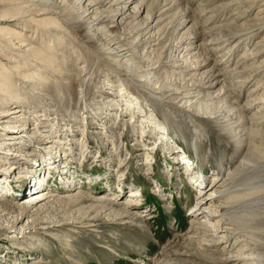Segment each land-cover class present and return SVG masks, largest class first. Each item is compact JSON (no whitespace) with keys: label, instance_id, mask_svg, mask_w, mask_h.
<instances>
[{"label":"rangeland","instance_id":"rangeland-1","mask_svg":"<svg viewBox=\"0 0 264 264\" xmlns=\"http://www.w3.org/2000/svg\"><path fill=\"white\" fill-rule=\"evenodd\" d=\"M114 1L94 13L108 23L92 26L82 22L91 0H0L4 27L13 30L0 31V66L13 70L0 68V84L17 91L10 99L0 89V171L19 167L20 182L12 178L0 194V264H210L215 251L222 261L224 246L196 243L212 240L190 225L201 186L171 144L202 156L206 183L251 158L222 188L229 202L219 204L235 232L229 244L240 239L257 253L264 248V0H138L137 15L120 18ZM11 141L22 143L18 166L1 152ZM36 175L57 198L31 210L46 189L25 194ZM139 188L142 198L129 199Z\"/></svg>","mask_w":264,"mask_h":264},{"label":"bare ground","instance_id":"bare-ground-1","mask_svg":"<svg viewBox=\"0 0 264 264\" xmlns=\"http://www.w3.org/2000/svg\"><path fill=\"white\" fill-rule=\"evenodd\" d=\"M86 1L87 0H77L79 5H82V4L84 5L86 3ZM106 1L111 2L112 0H101V1H98V2H92V0H91V2H88V5H87V7L84 8L85 11L83 12V15H84L83 18L85 19V21H82V20L81 21L83 23H85L86 25H91L92 24V26H98L99 24H103V23L107 24L108 22H107L106 19H103L102 21H100V19H98L97 16H94V13H96L98 7L100 5H103ZM137 1L138 0H115L114 1L115 4L113 2L112 3L114 5H116V6H118V10H119V15L118 16L120 18V17H124L126 14H127V16L128 15L136 16L137 15V8L134 7L133 5ZM119 6H121V7H119ZM1 8H2V6H0V9ZM45 14H49V13L46 12L43 15H45ZM6 17L7 16H5L4 14H2V12H0V31H11V32H13L12 29H10V28L8 29V28L4 27V25H9L7 23L8 22V20H7L8 18H6ZM31 20H33V19H31ZM42 20H44V19H42ZM109 20H110V18H109ZM115 20H116V17H115ZM235 20L239 21V20H241V18H236ZM35 22H38V21H35ZM16 35L18 36V33H16ZM120 55L122 56V54H120ZM0 58H2V57H0ZM3 60L9 61V59L4 58V57H3ZM2 66H0V68ZM2 68H7L5 70H2L4 72L13 71L12 68L8 69L9 68L8 66H6V67L4 66ZM126 70H127V73L131 77H136L137 76L136 70L133 69L132 67H127ZM37 71H38V69H37ZM0 75L3 76L4 74H1V72H0ZM10 77L11 76H9V78L7 80L8 83L9 82L12 83V81L10 80ZM15 78H17V77L15 76ZM18 79L19 78H17V80ZM25 79H29V78H27V76H26ZM41 81L42 80H40L39 82H41ZM30 82H32V81H30ZM0 83H1V81H0ZM4 83L6 84V82H4ZM4 83H3V85H4ZM40 85H42V84H40ZM7 86L8 87H2L1 84H0L1 91L5 92L7 94V97L10 98V99L16 98V95H17L16 92L17 91L11 90L12 89L11 88L12 87L11 84H7ZM16 89H17V86H16ZM9 91H12V92H9ZM191 97H192V95H191ZM20 113H21V111L19 110V108H16V109L13 110V112H12V114L10 116L12 117V116H15L16 114H20ZM0 116H2V115L0 114ZM4 116L10 117V116H8L6 114ZM132 118H134V116ZM12 119H13V117H12ZM135 124H136V122H135ZM14 132H15V134H17L19 136L22 135V137L24 136V134H21V133H25L24 131L20 132V131H16L15 129H14ZM5 133H7V132L5 131ZM165 134L164 133H160V136L161 135L165 136ZM7 135H8V133L5 134V136H7ZM229 139L233 142L232 138H229ZM40 143H41V141L37 142L36 145H40ZM21 144L22 143H12V141H11L10 143H6V145L8 147H5V149L3 151H1L2 153L10 151L8 153L9 155H7L8 157L5 160L8 161V162L9 161L13 162V164L15 166L19 165V163H17L18 161L16 160V156H17L16 149H18ZM230 144H232V143H230ZM36 145H34V146L38 148V146H36ZM175 145L176 144H171V146H173V147L168 146V147H171V148H169L168 151H170V154L172 152V155L175 156V157L177 155L179 156V160H180L179 161V165L181 163H183V165H187L186 168H187L188 172L193 174V176H192L193 184L197 185V186H201V188H198L199 192L197 193L196 206L191 211L193 217H191V219H190V225L192 224L193 231H195V229H197L196 226L198 225V226H200L199 228H201V230L208 231V232H210L212 234V240L211 241L206 240L205 242H201L200 241V243L199 242H196V243L198 245H200L199 247H204L205 249H209V248H218V249H220L222 246H224L223 250L220 251L221 253L225 254V257L222 259V261L221 260L220 261L216 260L217 251H215V252L211 253V254H213L211 257H213L214 259H209L210 260L209 261L210 264H246V262H247V264H264V248H260L257 253L255 251L254 252L250 251L249 249H245L241 245L242 242H241L240 239H238L234 243V245H230L229 244V243H231V241H230L231 237L234 236L235 232L233 231V229L231 227H229L230 225H228L226 223L225 219H223L222 210L225 209V208H224V206L219 204V203H222V202L225 203V201L229 202V198H224L222 196V188L225 187L226 185L234 182V180H235L234 174L241 175L242 170L245 171L247 169V167L245 165L250 161L251 158H249V156L246 154L242 158L243 159L242 163L239 165L240 166V170H236L234 172H229L228 171L227 173H224L225 175L223 176V178H220V175H217L216 177L214 176V177H212L213 181L209 180L206 183V179L201 174L203 169L198 164V160H199V163H200V159H202V156H200V157L196 156V152H194L193 156L190 157L188 153L183 152L181 150H178V148ZM230 146H232V145H230ZM0 150H2V149L0 148ZM13 150H14V152H12ZM49 152H50V154H52V151L49 150ZM238 152H239V150L236 149L235 153L237 154ZM239 154H240V152H239ZM9 156H11V157H9ZM67 156H69V155H67ZM25 157H26V162H24V165H26L28 163V158H27V156H25ZM50 157H52V156H50ZM54 159L55 158L53 157L52 160H54ZM61 161H63V160H61ZM225 161H227V159ZM57 163L59 164L58 160H55L53 164L55 165ZM2 164H4V167H3L4 170H6V167H7L8 164L7 163H2ZM9 165H10V163H9ZM41 167L42 166H39L37 168V171H35L34 174H36V172H40ZM18 168L17 169H13V171L10 172V173H7V174H11V176L9 175L7 177H6L7 174H4L6 172H3V170L0 171L2 173V174H0V194H1L2 191H3V193H6V191H5L6 186L9 188V185L11 184V186H12L14 184V182L16 184L20 183L19 181H16L17 179H16L15 176H17V175L13 174V172L15 173L16 171H18ZM258 168H259L258 164L257 165H253V166L250 167L251 170H255V171ZM260 168H263V166H261ZM9 169L11 170V167ZM194 172L196 174L195 176H194ZM12 178H15L14 182L12 181ZM38 178L39 179H37V175L34 176V177L32 176L30 185L27 188V191H26L25 194L26 195H28V193L32 194L34 192L39 191L40 188H46V189H44L43 191H41L38 194H36L34 196L35 200L32 203H30L29 205L27 204L28 205L27 207H29L28 209H31V210H33L34 208H38V207L40 209L45 203L51 202L52 198H57L56 194H51L49 192V188H48L49 186L48 185L51 182L47 183L46 181L42 180V177H38ZM45 178H47V177H45ZM21 179L22 178H19V180H21ZM208 182H209V185L207 186L206 184H208ZM137 192H138V189H136L133 192H131L130 195H129V199H131V200L135 199L137 197ZM103 200L109 201L110 204H114V203H116L115 201H117L118 199H116V198L115 199H112V198L111 199H105V197H103ZM133 206L134 205H132V204H127L126 208L130 209ZM135 208L138 209L139 207H135ZM135 208H131V210H133ZM198 232H200V230ZM205 237H207V236H205ZM191 243H194V241H191Z\"/></svg>","mask_w":264,"mask_h":264},{"label":"trees","instance_id":"trees-1","mask_svg":"<svg viewBox=\"0 0 264 264\" xmlns=\"http://www.w3.org/2000/svg\"><path fill=\"white\" fill-rule=\"evenodd\" d=\"M148 203H151V201L149 200ZM162 225H163V223H162ZM162 225H161V226H162ZM161 226H159V227H161Z\"/></svg>","mask_w":264,"mask_h":264}]
</instances>
